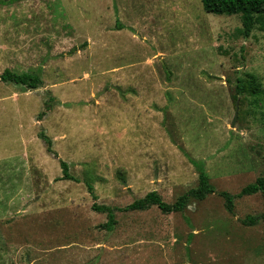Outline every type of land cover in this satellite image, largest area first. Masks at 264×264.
I'll return each mask as SVG.
<instances>
[{
    "label": "rangeland",
    "instance_id": "1",
    "mask_svg": "<svg viewBox=\"0 0 264 264\" xmlns=\"http://www.w3.org/2000/svg\"><path fill=\"white\" fill-rule=\"evenodd\" d=\"M257 19L245 37L240 16L201 0L0 5V74L42 69L35 91L0 83V264H264V222L246 223L264 196L239 197L264 177ZM252 81L257 94H237ZM192 161L213 194L183 213L115 212L113 231L101 227L93 204L125 208L150 192L173 204L194 189ZM221 192L235 197L231 213Z\"/></svg>",
    "mask_w": 264,
    "mask_h": 264
},
{
    "label": "trees",
    "instance_id": "2",
    "mask_svg": "<svg viewBox=\"0 0 264 264\" xmlns=\"http://www.w3.org/2000/svg\"><path fill=\"white\" fill-rule=\"evenodd\" d=\"M15 0H0V5H7ZM203 9L207 13L214 15H226L233 16L238 15L241 18L242 34L247 37L252 31L255 23L257 22V17L260 18L264 16V0H201ZM42 69L38 68L34 73H21L17 74L8 69L4 70L0 74V83L10 84L18 87L24 88L26 91H35L42 86ZM259 87L254 84V81L248 86H243L238 84L236 87L237 94H242L248 91L250 94H257ZM48 101L53 102L54 98L50 97ZM51 106L45 104V111H49ZM42 116V114L40 115ZM38 138L45 144L47 153L53 154L57 157L55 152L51 149V141L42 132L39 133ZM196 172L198 183L194 189H191L181 195L173 204L165 203L155 192H150L142 199H138L126 206L125 208H114L108 206H97L92 205V210L96 213H101L106 215V223L101 227L107 232H112L115 225V212H127V211H145L151 207H156L162 214H173V213H183L189 200L195 199L198 201L204 200L208 195L214 193L213 187L210 185L207 175L205 174L203 163L192 161ZM59 166L62 173V179L64 181H74L69 173V165L64 161H59ZM87 191L91 198L96 201V196L93 192L91 185H86ZM255 194H261L264 196V177L256 179L252 184L244 187L240 193L241 196H251ZM219 196L224 200V207L227 212L231 213L233 211V201L234 196L226 192L219 193ZM264 222V212L256 218H247V222L250 225L255 224L257 221ZM186 223L189 225V220L185 218ZM245 223V222H244Z\"/></svg>",
    "mask_w": 264,
    "mask_h": 264
},
{
    "label": "water",
    "instance_id": "3",
    "mask_svg": "<svg viewBox=\"0 0 264 264\" xmlns=\"http://www.w3.org/2000/svg\"><path fill=\"white\" fill-rule=\"evenodd\" d=\"M237 111H238V108H237V105H236V109H235V113H234V118H233V121H232V127L234 126V123L236 121V118H237Z\"/></svg>",
    "mask_w": 264,
    "mask_h": 264
}]
</instances>
